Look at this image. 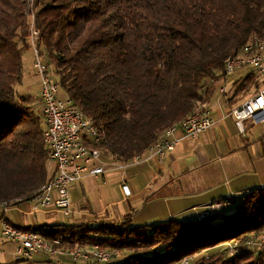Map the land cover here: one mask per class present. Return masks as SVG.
Returning a JSON list of instances; mask_svg holds the SVG:
<instances>
[{
  "label": "trees",
  "instance_id": "obj_1",
  "mask_svg": "<svg viewBox=\"0 0 264 264\" xmlns=\"http://www.w3.org/2000/svg\"><path fill=\"white\" fill-rule=\"evenodd\" d=\"M35 1L38 43L50 57L60 92L93 121L102 135L96 148L115 164L144 155L166 130L210 104L219 96L217 83L226 80L225 60L264 39V0ZM2 6L0 205L11 208L30 202L48 181L50 159L43 117L32 96L15 90L29 50L23 4ZM263 84L249 73L229 89L234 95L226 103H242ZM222 203L232 207L153 226L135 227L126 217L27 231L66 249L98 245L114 254L109 264L119 254L129 256L120 264H180L189 258H195L191 264H264V247L248 246L264 233V187Z\"/></svg>",
  "mask_w": 264,
  "mask_h": 264
},
{
  "label": "crops",
  "instance_id": "obj_2",
  "mask_svg": "<svg viewBox=\"0 0 264 264\" xmlns=\"http://www.w3.org/2000/svg\"><path fill=\"white\" fill-rule=\"evenodd\" d=\"M205 107L213 119L208 133L197 140L179 143L164 160L150 159L147 152L144 160L133 159L123 163V170L100 178L86 176L72 186L73 215L64 219H73L67 224L113 223L131 217L135 227H146L171 218H202V213L212 205L263 188L264 123L261 118L246 122L245 133L241 134L229 116V106L224 97L217 96ZM181 134L178 132L176 136L181 137ZM53 171L54 164L50 162L49 176ZM124 182L132 191L129 198L122 192ZM32 206L31 203H23L9 208L6 214L0 212V221L4 217L25 232L37 226L59 224L55 213L31 215ZM11 211L16 214L11 216ZM0 229L2 235L1 222ZM8 244L14 249L7 247ZM40 254L31 261H19L15 245L0 240V264H42L39 262L43 260ZM60 258L63 262H72Z\"/></svg>",
  "mask_w": 264,
  "mask_h": 264
},
{
  "label": "built area",
  "instance_id": "obj_3",
  "mask_svg": "<svg viewBox=\"0 0 264 264\" xmlns=\"http://www.w3.org/2000/svg\"><path fill=\"white\" fill-rule=\"evenodd\" d=\"M38 33H36V36ZM41 77L40 101L41 114L44 119L43 138L49 150L50 162L54 164V171L48 181L41 187L35 197L28 203L33 204L31 215L37 213H62L64 217H71L73 210L70 199L72 186L83 181L86 176L94 178L104 177L107 173L125 168L124 164L107 162L101 151L96 148L102 142V135L90 118L85 117L73 103L60 96V86L53 81L52 74H48L46 64L37 57L34 65ZM225 78L239 70L250 68L258 79L264 82V39H255L242 51L229 56L224 62ZM220 97L228 100L234 93L228 87L221 86ZM241 134L245 133V123L261 118L264 123V84L257 93L248 96L241 104L228 109ZM213 126L211 112L200 106L190 117L180 125L169 128L161 138L149 149V158L164 160L172 154L176 146L184 140H197ZM181 132V137L176 134ZM146 156H138L136 161L144 160ZM126 198L132 196L127 182L121 186ZM231 203L215 204L206 208L204 217L213 212L229 210ZM8 204L0 205V212L6 214ZM2 236L5 241L15 245L16 256L19 261H31L38 253H48L53 257L70 259L74 264H109L114 254L102 250L98 245L77 244L71 249L61 247L59 241L50 243L42 236L31 231H24L9 223L3 217ZM251 248L264 247V233L257 241H250ZM195 258L185 259L180 264H191Z\"/></svg>",
  "mask_w": 264,
  "mask_h": 264
},
{
  "label": "rangeland",
  "instance_id": "obj_4",
  "mask_svg": "<svg viewBox=\"0 0 264 264\" xmlns=\"http://www.w3.org/2000/svg\"><path fill=\"white\" fill-rule=\"evenodd\" d=\"M18 0H0V7H4L2 5H9V3H15ZM21 1V3L23 4V8H24V17L26 20V26H27V32L29 33V37L27 39V43L29 46V50L25 53L24 58H23V63H24V77H23V81L22 84L20 86H16L15 90L18 93V95H30L32 96V100L34 101V107L36 109V113L38 115V117L41 118V105L39 100V96L41 93V77L39 75V71L35 68V64L37 62V57H39V59L41 61L44 62V64H46L47 69L49 70L48 74H52V79L53 81L58 82V77L55 74V69L54 66L51 64L50 62V57L48 55V53L45 50V47L40 46L38 43V37H39V32L35 29V14H36V1L35 0H19ZM20 33V30L18 31V34ZM36 33H38V35L36 36ZM21 39V36H20ZM21 41V40H20ZM19 41V42H20ZM251 69H242L237 71L236 73H234L233 75L229 76L226 78L225 81H220L217 83V87L219 88V86H224V87H228L229 89L232 88L233 84L237 81H239L240 79L246 77L249 73H251ZM54 73V74H53ZM218 95H220L218 93ZM60 96L62 98H65L66 95L62 92H60ZM244 101V100H243ZM226 102V100H225ZM229 106V105H228ZM246 126V124H244ZM44 127V126H43ZM118 172V171H116ZM115 173V172H113ZM30 204V203H29ZM15 212H10V215L12 216ZM16 214V213H15ZM62 214V213H60ZM54 214V216L56 217V222H59V224H67V222L70 223V221H72L73 218L71 219H64L63 214ZM9 216V213H8ZM15 216V215H14ZM22 217V216H21ZM132 226H135L134 223H132ZM3 239V240H2ZM0 240L4 241V238L1 235V229H0ZM7 247L14 249L10 244L7 245ZM224 250L225 248H218L216 251L218 250ZM212 252H206V255H211ZM41 256H43V260H40L39 262L42 264H74L72 262L69 261H65L63 262L62 258L57 257V258H53L52 256H50L48 253L42 252L40 254ZM129 256L125 255V254H119L117 256V258L115 259L113 264H120L122 263L124 260H126ZM202 257V254L199 255V257L197 259H200ZM45 262V263H44ZM35 264V263H34ZM83 264V263H80Z\"/></svg>",
  "mask_w": 264,
  "mask_h": 264
}]
</instances>
